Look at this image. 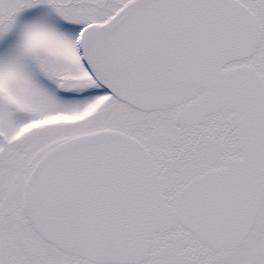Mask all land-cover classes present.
I'll list each match as a JSON object with an SVG mask.
<instances>
[{
	"label": "snow or ice",
	"instance_id": "snow-or-ice-1",
	"mask_svg": "<svg viewBox=\"0 0 264 264\" xmlns=\"http://www.w3.org/2000/svg\"><path fill=\"white\" fill-rule=\"evenodd\" d=\"M0 264H264V0H0Z\"/></svg>",
	"mask_w": 264,
	"mask_h": 264
}]
</instances>
